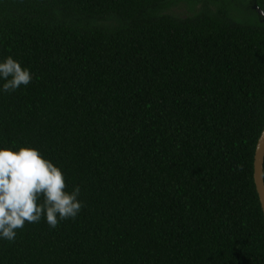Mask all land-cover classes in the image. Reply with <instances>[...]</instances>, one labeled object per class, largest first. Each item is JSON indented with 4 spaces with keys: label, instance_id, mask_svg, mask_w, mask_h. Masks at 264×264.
<instances>
[{
    "label": "trees",
    "instance_id": "16d2710c",
    "mask_svg": "<svg viewBox=\"0 0 264 264\" xmlns=\"http://www.w3.org/2000/svg\"><path fill=\"white\" fill-rule=\"evenodd\" d=\"M260 12L264 0H0V58L33 74L0 93V145L38 148L84 204L0 241V264H264Z\"/></svg>",
    "mask_w": 264,
    "mask_h": 264
},
{
    "label": "clouds",
    "instance_id": "9594fccd",
    "mask_svg": "<svg viewBox=\"0 0 264 264\" xmlns=\"http://www.w3.org/2000/svg\"><path fill=\"white\" fill-rule=\"evenodd\" d=\"M31 69L12 56L0 58V93L26 88ZM79 185L68 190L62 168L31 146L0 145V241L15 242L25 224L42 220L55 229L84 207Z\"/></svg>",
    "mask_w": 264,
    "mask_h": 264
},
{
    "label": "water",
    "instance_id": "95a60500",
    "mask_svg": "<svg viewBox=\"0 0 264 264\" xmlns=\"http://www.w3.org/2000/svg\"><path fill=\"white\" fill-rule=\"evenodd\" d=\"M264 18V12H260ZM264 130L261 134V137L258 141L255 161H254V180L261 203V207L264 214Z\"/></svg>",
    "mask_w": 264,
    "mask_h": 264
},
{
    "label": "rangeland",
    "instance_id": "374dc122",
    "mask_svg": "<svg viewBox=\"0 0 264 264\" xmlns=\"http://www.w3.org/2000/svg\"><path fill=\"white\" fill-rule=\"evenodd\" d=\"M177 13H178V14H183V11H182L181 9H179V10L177 11Z\"/></svg>",
    "mask_w": 264,
    "mask_h": 264
}]
</instances>
